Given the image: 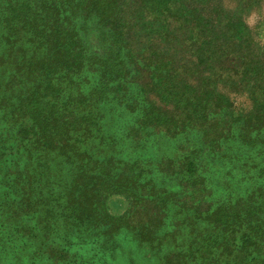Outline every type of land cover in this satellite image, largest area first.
Segmentation results:
<instances>
[{
	"label": "trees",
	"instance_id": "trees-1",
	"mask_svg": "<svg viewBox=\"0 0 264 264\" xmlns=\"http://www.w3.org/2000/svg\"><path fill=\"white\" fill-rule=\"evenodd\" d=\"M226 1L0 0V264H264V60Z\"/></svg>",
	"mask_w": 264,
	"mask_h": 264
},
{
	"label": "rangeland",
	"instance_id": "rangeland-1",
	"mask_svg": "<svg viewBox=\"0 0 264 264\" xmlns=\"http://www.w3.org/2000/svg\"><path fill=\"white\" fill-rule=\"evenodd\" d=\"M225 4L228 9H232L234 12L246 13L243 21L246 24V26H248V28L254 34V41H255V42H251L250 44L252 45V49L254 46V52L257 54V56L262 58V60H264V0H258L256 8H240L239 6L235 5L233 0H227ZM139 79L143 81V84L147 82V79L144 76H140ZM222 89L224 92L227 91L225 87ZM229 93L230 92H228V95L232 102L231 106L234 112L242 113V112L249 111L251 109L252 103L246 95L242 94L241 92L237 94H234V93L229 94ZM147 97H149L150 100L155 102L156 98H154L153 89H151L150 92H148ZM157 106H159L162 109H167L168 111L171 110L172 108L171 106H166L164 103L163 104L158 103ZM153 138H158V136L156 135ZM173 142L175 143L176 140H173L172 138L169 137L168 144H173ZM118 144L121 149V153H120L121 156L122 154L129 152L128 144L127 145L124 143H118ZM164 150L167 153L166 156L171 155L170 148H164ZM261 150H264V148H262ZM167 151H170V152H167ZM143 158L145 160H151V156L147 153H144ZM103 202H104L105 211L107 212L108 216L119 217L124 214L125 216L128 215L127 218L130 220L132 224L131 226L133 227L136 221L143 219L145 217V213L143 212V210L130 209V202L124 195H117V194L108 195L104 197ZM20 239L22 240L21 242L26 241V239L24 238H20ZM71 239L72 237H67L66 239V234L64 233V229H59V231L57 230L55 233L51 234V238L49 240L59 245L58 250H66V242L71 241ZM128 240L132 241L131 239H128ZM19 245H20L19 246L20 248L24 246L21 243H19ZM125 245H126V249L128 250V252H131L133 256L143 259L142 254L137 251V246L135 243L131 242ZM84 248H85L84 251L87 254L86 257L84 258H87L89 260L90 255L88 253V248L86 247ZM44 249H46V247ZM54 251H57V250H54ZM47 252H53V250L47 249ZM119 260L123 262L122 259H119ZM38 264L40 263L38 262ZM115 264H118V262H116Z\"/></svg>",
	"mask_w": 264,
	"mask_h": 264
}]
</instances>
